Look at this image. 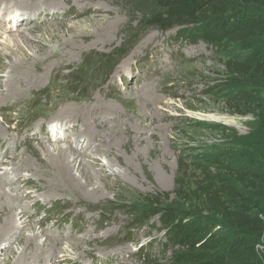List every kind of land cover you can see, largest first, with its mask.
Returning a JSON list of instances; mask_svg holds the SVG:
<instances>
[{
    "label": "rangeland",
    "instance_id": "rangeland-1",
    "mask_svg": "<svg viewBox=\"0 0 264 264\" xmlns=\"http://www.w3.org/2000/svg\"><path fill=\"white\" fill-rule=\"evenodd\" d=\"M27 2L0 0L27 10L28 18L14 29L8 17L0 20V138L8 139L0 158L10 145V155L18 154L0 162V175L11 179L0 178L7 191L0 231L16 212L15 236L4 234L10 242L3 254L0 245V264H15L28 242L47 249L31 260L27 252L29 264H168L173 248L165 247L158 216L134 224L130 207L144 209L151 196L165 204L166 193L178 200L174 191L191 200L230 177L264 189V180L244 167L248 157L264 165V148L253 138L264 82L252 86L250 74L228 67L230 59L263 52L258 39L249 47L189 42L178 37V27L145 25L135 0H69L68 18L57 13L47 22ZM23 33L32 38L13 46ZM36 43L42 47L32 50ZM24 70L33 82L11 79ZM86 122L91 131L80 137ZM55 123L68 128L51 130ZM59 145L78 155L72 174L79 188L52 172L45 149Z\"/></svg>",
    "mask_w": 264,
    "mask_h": 264
},
{
    "label": "trees",
    "instance_id": "trees-1",
    "mask_svg": "<svg viewBox=\"0 0 264 264\" xmlns=\"http://www.w3.org/2000/svg\"><path fill=\"white\" fill-rule=\"evenodd\" d=\"M135 3L143 12L145 25L164 31L178 27V37L189 42L203 41L216 47L240 42L249 47L253 39H258L264 46V0ZM230 60V71L250 74L252 86L264 82V51L241 62ZM240 95V101L245 102ZM254 133V140L264 148V110L257 113ZM244 167L249 176L264 180L261 163L248 157ZM234 169L228 172L233 173ZM242 181L241 186L231 177L214 185L209 183L191 200H185L177 191L174 195L178 200L171 199L169 193L163 195L165 204L151 196L144 209L134 206L127 213L134 224L140 225L158 216L165 247L173 248L168 264H264V189L261 183Z\"/></svg>",
    "mask_w": 264,
    "mask_h": 264
},
{
    "label": "bare ground",
    "instance_id": "bare-ground-1",
    "mask_svg": "<svg viewBox=\"0 0 264 264\" xmlns=\"http://www.w3.org/2000/svg\"><path fill=\"white\" fill-rule=\"evenodd\" d=\"M21 1V0H20ZM29 3V4H28ZM27 4H28V6L29 7H31V8H33V9H31L32 11H34L35 12V14L36 15H42V17H43V21L44 22H47V17H51L52 19H54V17H55V15L57 14V13H60V14H62L64 17H67L68 18V16H67V14L68 13H70L71 11V9H72V7L73 6H69V7H67V8H63L64 7V5L65 4H70V2H69V0H28V2H27ZM74 4V3H73ZM8 5H10V4H7V8H6V5L3 7V6H0V20H3V22L5 21V17H8V19H6V22L9 24V27H10V29L13 27V29H14V27H18V26H22V24H24L25 23V21L28 19H25V17L27 16V14H25V11H27V10H18V9H10L9 7H8ZM62 5V6H61ZM35 9V10H34ZM90 8H87V11L89 10ZM97 11V10H96ZM31 12V11H30ZM30 12H28L29 13V15H33L32 13H30ZM81 15V14H80ZM13 17V19H10V17ZM8 20V21H7ZM3 22H1L0 24H2ZM64 22V21H63ZM27 30H29V29H27ZM66 34V33H65ZM49 36V35H48ZM28 38H32V37H29V35L27 34V33H23V35H17V36H15L14 37V39H15V41L12 43V45L13 46H18V45H20L21 46V44H27L29 41H27V39ZM34 39V38H33ZM106 41V40H105ZM104 42V41H103ZM37 44V43H36ZM103 44V43H102ZM22 46H24V45H22ZM28 47V46H27ZM30 47L32 48V50H35V49H40L41 47H42V45L41 44H37L36 46H32V45H30ZM29 47V48H30ZM37 51V50H36ZM23 52V51H22ZM56 52V51H55ZM25 53V52H24ZM29 56V55H28ZM34 56V55H33ZM25 57V56H24ZM24 59V58H23ZM29 59H32V57H27L26 58V60L28 61V62H30L29 61ZM34 60V59H33ZM26 61V62H27ZM43 62V61H42ZM22 66V65H21ZM23 66H24V64H23ZM18 72V71H17ZM16 77V79L17 78H19L20 80L21 79H23V80H25V81H27V80H29L30 82H33L34 80H33V78H34V76H33V73H32V71H28V70H24V71H20V73L18 74H13L12 76H11V79H13V78H15ZM36 80H37V78H36ZM11 82V81H10ZM28 82V81H27ZM10 84H12V83H10ZM8 85V84H7ZM12 87V86H11ZM8 88V87H7ZM10 92V91H9ZM21 95V94H20ZM8 96V95H7ZM79 103V102H78ZM95 108V107H94ZM74 110V109H73ZM76 116V115H75ZM95 116V115H94ZM108 117L107 116H105V119H107ZM21 119H23V118H21ZM217 119V118H216ZM69 120H71V119H69ZM86 120V119H85ZM63 122V121H62ZM23 124V123H22ZM21 124V125H22ZM68 124H69V122H68ZM57 126L55 127L54 126V128L55 129H59V128H61L62 129V131L64 130L65 131V129L66 128H68V127H64L65 126V124H64V126H62L61 124L59 125V124H56ZM50 126V125H49ZM60 126V127H59ZM51 128H53V127H51ZM90 128H92L91 126H90V124H88L87 122L85 123V130H84V133H81V136L80 137H86L87 136V132L89 131H91L90 130ZM49 129V128H48ZM51 130H53V129H51ZM93 131H94V127H93V129H92ZM17 131V130H16ZM63 131V132H64ZM42 133V132H41ZM44 134V133H43ZM48 135H49V138H51V136H50V133H47ZM91 134H93V132H91ZM95 134V133H94ZM42 135V134H41ZM35 136V135H34ZM2 138V137H1ZM0 138V146H4L5 145V143H6V141L8 140H6V139H3L4 138V136H3V138L1 139ZM94 139V138H93ZM12 141V140H11ZM55 141H57L56 139H55ZM84 141V140H83ZM94 141V140H93ZM9 142V141H8ZM21 143H22V141H20L19 143L18 142H16V144L15 145H13V146H19V145H21ZM29 143H30V141H29ZM82 143V142H81ZM9 144V143H8ZM28 144V143H27ZM75 144H77V143H75ZM10 147H12V145H10L9 147L8 146H6L5 147V150H4V152H3V154L1 155V158H0V162H2V158L4 157V156H6V158H7V160H5L4 162L5 163H7L8 162V160L9 159H12V158H14V157H17L18 156V154L17 155H15V156H13V155H10ZM96 148V147H95ZM95 148H93V150L95 149ZM98 148V147H97ZM47 152H46V157L51 161V166H53L54 167V171H52V172H54V176L56 175L57 176V174L60 172V176H59V178L61 179V182L63 183V181L65 180V182L67 181V182H70L71 184V186H74V188H79V187H81L82 185H81V183L78 181V179H76L75 178V176L72 174V169H73V166H74V160H75V157H78V155H76L74 152H72V151H70L71 149H69L68 147H63V146H58V147H56V146H54L52 149L48 146L46 149H45ZM99 151V150H98ZM76 155V156H75ZM80 155H82V154H80ZM45 160H46V158H45ZM30 162V161H29ZM10 163V162H9ZM13 163V162H12ZM28 163V162H27ZM50 166V165H49ZM16 166H14L13 167V170H12V173H17V169L15 168ZM21 167H23V166H21ZM78 170L80 171V170H84V167H85V164L82 162V160L80 159L79 160V162H78ZM16 169V170H15ZM50 169V168H49ZM51 169H53V168H51ZM42 171V170H41ZM40 171V172H41ZM49 171V170H48ZM44 173H45V171H44ZM7 175H8V173L7 172H5V173H3L2 175H0V178H2L3 180L2 181H6L7 180ZM10 175V174H9ZM8 175V176H9ZM46 175V174H45ZM51 175V174H50ZM53 175V174H52ZM49 176V175H48ZM55 176V177H56ZM9 178H10V176H9ZM8 178V179H9ZM28 179H31V178H28ZM67 179V180H66ZM55 180V179H54ZM57 180V179H56ZM11 181V179H9V182ZM29 181H26L24 184H27ZM3 183V182H2ZM2 183H1V180H0V199H2V197H3V195L4 194H7V191L4 189V186L2 185ZM18 183H19V181H18ZM32 184V183H31ZM67 184V183H66ZM81 185V186H80ZM16 186H14V188H15ZM18 187V186H17ZM16 187V188H17ZM35 187H36V185H35ZM6 196V195H5ZM17 196V195H16ZM7 197V196H6ZM8 198V197H7ZM4 199V198H3ZM9 199V198H8ZM11 200V199H10ZM3 202V201H2ZM4 203V202H3ZM10 203V202H9ZM5 205V204H4ZM7 207V206H6ZM12 208V207H11ZM9 209V208H8ZM13 210V209H12ZM25 213V212H24ZM15 215H16V212L13 210V212L11 213V215L9 216V217H7L8 218V220L6 221V223L7 224H5L4 225V229H2L1 231H0V245L3 243V247H2V249H1V254H3V251H4V246L6 245V244H8V242H10V240H8L6 237L7 236H5L6 235V233H7V235H10V237L12 236V235H14L15 236V226H14V224L12 223V220H14V217H15ZM5 221V220H4ZM5 234V235H4ZM36 235H33L32 237H35ZM13 237V236H12ZM10 239V238H9ZM29 241V237H27V241L26 242H28ZM56 242H57V240H55ZM46 242H47V240H46ZM29 243V242H28ZM28 243H26L25 244V246H24V248H23V251L21 252V254L17 257V259L15 260V264H29V262L28 261H26V260H24L23 258H24V255L26 256V254H27V252L28 253H30V255H29V257H28V259L30 258V260H31V258L32 257H43V253H45L46 251H47V249L46 248H43V245L44 244H41V246H39L38 247V245L36 244L35 245V243L33 242H31L30 243V245L28 244ZM56 244V243H55ZM35 245V247H37V250L36 251H33L34 249H33V246ZM51 246V245H50ZM32 247V248H31ZM6 248V247H5ZM50 248V247H49ZM52 248V247H51ZM54 248V247H53ZM33 249V250H32ZM12 251V250H11ZM32 253V254H31ZM53 254V253H52ZM49 262H50V264H54V262L52 261V260H48ZM14 263V262H13Z\"/></svg>",
    "mask_w": 264,
    "mask_h": 264
}]
</instances>
